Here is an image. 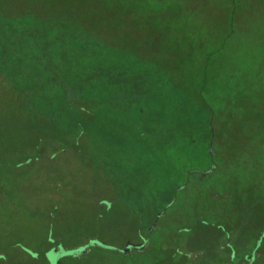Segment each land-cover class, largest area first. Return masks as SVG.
Returning a JSON list of instances; mask_svg holds the SVG:
<instances>
[{
  "label": "rangeland",
  "instance_id": "rangeland-1",
  "mask_svg": "<svg viewBox=\"0 0 264 264\" xmlns=\"http://www.w3.org/2000/svg\"><path fill=\"white\" fill-rule=\"evenodd\" d=\"M263 9L264 0H0V264H127L118 247L141 243L132 193L95 167L81 136L72 147L60 137L81 118V98L72 106L60 89L81 91L98 47L123 76L117 100L129 108L109 102L101 117L141 134L152 111L163 112L152 137L121 151L125 162L146 166L153 181L192 174L188 200L163 210L174 217L167 227L185 232L181 242L158 236L140 263L179 264L188 243H201L219 264L213 224L225 223L233 235L223 251L264 264ZM21 89L28 108L14 98ZM204 144L215 152L212 188L194 183Z\"/></svg>",
  "mask_w": 264,
  "mask_h": 264
},
{
  "label": "trees",
  "instance_id": "trees-1",
  "mask_svg": "<svg viewBox=\"0 0 264 264\" xmlns=\"http://www.w3.org/2000/svg\"><path fill=\"white\" fill-rule=\"evenodd\" d=\"M99 48L100 47L96 49L101 53L98 55L96 54L95 58L92 60L96 63L95 66L92 69L86 70V73L81 76V91H73L72 87H62L60 89L65 102H69L72 106L78 104L79 98H81V118L73 116L69 123L61 130H66L67 138L65 139L64 135L60 137L67 142V145L69 144L72 147L77 144V140L79 136H81V149L87 150L91 156L99 161V164L95 167L100 169L101 173L106 177L117 180V182L120 183L119 185H125V187H127V192L132 193L130 196L131 202L138 213V222L135 231L144 234L139 238L141 242L144 236H146L148 240L147 243H159L158 236L160 237V235L173 237L181 242L180 238L183 237L185 232L178 229H169L167 226L174 222V217L168 215L163 210L167 211V207L171 204H175L178 200H188L190 186H188L187 179H192V174H181L180 177L175 178L172 174L169 181L159 180L158 178L153 181L155 178L152 176L146 178L143 174L146 166L139 165L136 161L132 165L125 162V157L121 151L134 143L136 144L138 135H141L142 139L145 135L152 137L155 134L152 127L155 126L156 123L159 124V122H161L163 112H156L154 109V111H152L153 115L151 114L152 117L147 119L151 124V128L149 127V129L146 131L144 130L141 134L134 132L131 126H128L116 116L108 117L104 115V117H101L102 115L100 112L103 110V107H107L105 104L109 102H113V107L123 114L127 113L123 108H129L126 102L127 97L125 99V105L117 100V98L122 95L124 85L121 83V80L123 76L119 73H111V69H113V58L109 56L108 59L106 57L107 55ZM108 66H110V70L107 69L109 68ZM19 74L22 75V72ZM137 84L138 86L135 88V91L141 92L142 85L140 82ZM47 91L51 93L48 94V98H50L51 101H55L59 96L54 90L50 91L48 89ZM14 98L17 103H22L26 108L29 107L28 104L30 103L27 104L26 102L30 98V94L25 90L21 89L20 93L15 95ZM148 111L149 110L145 107H142L139 109L138 114L145 115ZM61 131L59 134H62ZM204 147L205 144L203 146V151ZM40 150L41 147L38 145V151L40 152ZM203 153H205V151ZM131 154L132 153L129 152L127 157ZM39 155H41V153H39ZM201 167L202 166L198 167V169ZM194 183H196L195 179ZM180 187L182 188L179 189ZM144 199L154 200L156 204L159 203L160 205L158 207H156V205L148 207ZM145 216H149L148 219L145 220ZM210 216L211 215H209L208 220ZM221 219V217L214 216L212 223L217 222V220L221 221ZM202 220L207 222L205 219ZM150 229L152 234H149ZM54 240L55 238L52 239L53 243H58L57 241L54 242ZM90 241L104 243L95 239H90ZM184 243H186L185 240ZM57 245L59 246L60 244ZM58 254L61 253L58 252ZM84 254L85 253H83V251L81 252L80 248L74 257L80 258L84 256ZM47 264H49L48 261Z\"/></svg>",
  "mask_w": 264,
  "mask_h": 264
},
{
  "label": "flooded vegetation",
  "instance_id": "flooded-vegetation-1",
  "mask_svg": "<svg viewBox=\"0 0 264 264\" xmlns=\"http://www.w3.org/2000/svg\"><path fill=\"white\" fill-rule=\"evenodd\" d=\"M264 11V9H263ZM258 21V20H256ZM235 27H238V24H234ZM240 27V26H239ZM211 119V118H210ZM209 119V120H210ZM213 124V123H212ZM213 128L210 125L209 128V135L212 137V133H213ZM208 135V136H209ZM207 136V137H208ZM215 137H212V139H214ZM207 146H210V144H207L205 147L207 148V151H205V147H204V151H205V165L204 167L202 166L201 168L198 169V167L195 166V170L193 171L195 174V181L197 184L202 183L204 184V182L209 184V188H212L213 186L211 185L212 182H210L213 179V174L214 171L216 169V167L214 166L213 162H214V150L212 148H209ZM213 146V144H212ZM220 160L222 161H226L224 157L220 156ZM182 187H180L179 189H181ZM216 220V219H215ZM221 221H225L224 219H221ZM216 225V232L213 233V238H214V242H216L215 244H217L218 248H221V250H219V256H216V258H218V262L219 264H249L250 262H252V260L254 259V255L253 256H240L239 253L236 251V253L233 251V254L231 256H228L225 251H223L222 248H224L226 245H232L231 243H227L230 241L229 238L227 237H232L230 235H233L230 228H226L225 223L223 224H213ZM211 231H213V228H210ZM213 229V230H212ZM149 234H152V231L150 229ZM261 239H257L256 241L259 242ZM147 239L144 237L142 239L141 243H124L123 247H118V252L124 257L126 258L127 264H142V260L145 257L146 254L149 255V251L151 250V247H159L161 243H147ZM221 242V243H220ZM96 246L101 245L103 247H107V248H111V249H115L116 247L113 245H110L108 243H95ZM128 244V245H127ZM184 245H186L187 243H183ZM182 244V245H183ZM201 243H194V245L192 246L190 243H188L189 246H186V248H188L190 250L189 254H184L186 251L184 249L183 253L184 255L181 256L182 260L179 264H213V262L211 260H213V258L215 256H213V254L211 253V249L209 247H207L206 252L204 253L203 249H200ZM206 244H210V243H206ZM210 249V250H209ZM87 250V249H86ZM84 250H81V252ZM213 251V250H212ZM192 253L195 254L192 255ZM62 259L65 258V256H60ZM142 262V263H140ZM50 263V262H48Z\"/></svg>",
  "mask_w": 264,
  "mask_h": 264
},
{
  "label": "water",
  "instance_id": "water-1",
  "mask_svg": "<svg viewBox=\"0 0 264 264\" xmlns=\"http://www.w3.org/2000/svg\"><path fill=\"white\" fill-rule=\"evenodd\" d=\"M126 243H128V244H129V243H133V242H132L131 240H128ZM128 244H127V245H128ZM54 252H57V250H56V251H54ZM86 252H87V250L85 249V250L83 251V253H86Z\"/></svg>",
  "mask_w": 264,
  "mask_h": 264
}]
</instances>
